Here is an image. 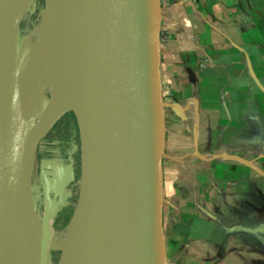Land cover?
<instances>
[{"label": "water", "instance_id": "obj_1", "mask_svg": "<svg viewBox=\"0 0 264 264\" xmlns=\"http://www.w3.org/2000/svg\"><path fill=\"white\" fill-rule=\"evenodd\" d=\"M12 3L0 0V264H41L24 175L31 126L11 74ZM158 5L88 0L72 21L79 38L84 185L93 216L76 264H167Z\"/></svg>", "mask_w": 264, "mask_h": 264}, {"label": "crops", "instance_id": "obj_2", "mask_svg": "<svg viewBox=\"0 0 264 264\" xmlns=\"http://www.w3.org/2000/svg\"><path fill=\"white\" fill-rule=\"evenodd\" d=\"M167 264H264V0L159 12Z\"/></svg>", "mask_w": 264, "mask_h": 264}, {"label": "bare ground", "instance_id": "obj_3", "mask_svg": "<svg viewBox=\"0 0 264 264\" xmlns=\"http://www.w3.org/2000/svg\"><path fill=\"white\" fill-rule=\"evenodd\" d=\"M48 1V8L43 12L40 23L26 34H20L18 23L21 15L33 4V0H13L12 3L11 74L13 82L19 88L25 123L31 126L24 165L27 185L31 163L37 161L31 151L32 138L38 133L40 126L76 104L81 112L83 103L82 89L78 85L79 38L74 33L72 21L82 13L88 0ZM151 33L150 31L145 36V40L149 41ZM33 37H39L44 43L35 45ZM16 76L18 81H15ZM87 192L83 177L79 206L66 231L59 264L77 262L84 232L93 217L89 212ZM32 232L37 233L34 221ZM41 232L43 239L42 225ZM40 247L37 244L38 253Z\"/></svg>", "mask_w": 264, "mask_h": 264}, {"label": "rangeland", "instance_id": "obj_4", "mask_svg": "<svg viewBox=\"0 0 264 264\" xmlns=\"http://www.w3.org/2000/svg\"><path fill=\"white\" fill-rule=\"evenodd\" d=\"M158 3L160 12L164 4L160 0ZM48 4V0H33L31 7L19 19L20 34H26L40 23ZM32 40L37 46L44 43L39 37H33ZM15 81H18L17 76ZM78 112L80 113V109L76 104L70 110L43 123L38 129V135L32 138L31 151L37 161L31 163L29 170V220L31 230L33 231V221L37 230L33 234L36 243L41 246V264H59L65 234L81 198L84 145ZM41 135L43 137L39 139Z\"/></svg>", "mask_w": 264, "mask_h": 264}, {"label": "built area", "instance_id": "obj_5", "mask_svg": "<svg viewBox=\"0 0 264 264\" xmlns=\"http://www.w3.org/2000/svg\"><path fill=\"white\" fill-rule=\"evenodd\" d=\"M171 1L172 0H160V3H162V4H168ZM174 1H181V0H174Z\"/></svg>", "mask_w": 264, "mask_h": 264}]
</instances>
